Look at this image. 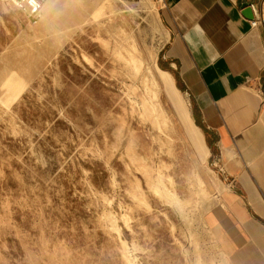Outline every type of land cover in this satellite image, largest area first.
I'll return each mask as SVG.
<instances>
[{
  "label": "rangeland",
  "instance_id": "rangeland-1",
  "mask_svg": "<svg viewBox=\"0 0 264 264\" xmlns=\"http://www.w3.org/2000/svg\"><path fill=\"white\" fill-rule=\"evenodd\" d=\"M91 1L106 25L124 22L133 34L143 58L138 76L125 73L101 46L98 34L114 42L105 26L91 20L79 28L88 0H0V75L6 78L1 85L0 77V108H10L0 113V241L12 264H23L25 255L29 264H264L250 257L240 263L204 220L225 171L216 137L163 57L169 30L161 0H153L158 22L146 2ZM260 18L264 29V2ZM30 20L39 33L24 35ZM146 74L156 77L170 147L155 139L164 133L151 120L130 110ZM123 110L125 135L118 139L112 114ZM129 129L153 166L162 157L180 196L193 193L191 173L205 181L209 194L195 196L193 211L202 222L155 194L136 170L151 207L128 191ZM253 232L264 242V234Z\"/></svg>",
  "mask_w": 264,
  "mask_h": 264
},
{
  "label": "crops",
  "instance_id": "crops-1",
  "mask_svg": "<svg viewBox=\"0 0 264 264\" xmlns=\"http://www.w3.org/2000/svg\"><path fill=\"white\" fill-rule=\"evenodd\" d=\"M161 2L163 57L216 137L225 171L204 220L240 263L264 260L253 232L264 234V29L252 23L264 0Z\"/></svg>",
  "mask_w": 264,
  "mask_h": 264
},
{
  "label": "bare ground",
  "instance_id": "bare-ground-1",
  "mask_svg": "<svg viewBox=\"0 0 264 264\" xmlns=\"http://www.w3.org/2000/svg\"><path fill=\"white\" fill-rule=\"evenodd\" d=\"M88 2L90 3L88 5L83 6L81 8V12L78 13L79 16L85 18V20H82V22L79 24V28H82V23L89 22L91 20L97 23L98 26H105V30L110 35V38L112 39L114 38L113 39L114 42L98 34L96 37L101 42V46H103L104 49H107V51L110 54H112V58H114L113 60L120 63L121 68L124 70L125 73L131 76H138L142 69L143 58H142L141 50L138 47L133 34L130 33L128 27L124 24V22L117 24L115 26L106 25L109 22L108 20H102V16H101L102 11L99 9L98 4L92 3L91 0H88ZM139 2H141L142 4L146 2L149 5L148 13L150 14V17L156 19L157 22L160 21L157 8L155 7L153 0H139ZM9 7H11V5ZM110 15L111 13H108L107 17H110ZM38 29L39 28H37L30 20L29 25L22 27L20 32H23L24 35H32L37 32L39 33ZM33 49L35 50V48ZM27 52H30L29 49ZM154 55L155 54L152 53L153 59L155 57ZM83 56L86 60L91 62V57L89 54L83 52ZM0 77H1V85H3V80L6 79L5 75L4 76L0 75ZM142 83H143L142 89L138 94V97H136L137 99H134L135 104L131 103L130 110L131 112L138 111L140 112L143 119L151 120L152 126L164 133L163 136H161L160 133L154 134L155 139L160 143L161 147H164V145H166V147H170L171 137L165 131L167 114L165 113V109L162 106L161 100L159 98V92H158L159 88L156 83V77L153 75L150 77L146 74L144 75ZM129 91L135 93L136 87L134 86L131 87ZM18 94L20 95V92ZM135 105L139 106V110L136 109ZM4 108L5 109L0 108V113L6 111L7 109L10 110L9 106H6ZM124 113H125L124 110L116 114L111 113L113 117L112 121L116 123V125L114 126V134L115 136H117L118 139L121 136L125 135L123 134V128L125 124ZM11 118L13 117L8 116V118L5 120L11 123L10 122ZM123 154L128 156L125 162L127 164L128 171L132 174L131 177H128V183H129L128 191L134 197L139 199V201L141 203H144L148 208L151 207V204L149 203L146 197L145 191L141 186L140 178L134 172V170H136L139 173H141V175L147 181L149 187H151L152 191L155 194L168 197L170 199V202L175 203L179 207V209L182 212H184V214L188 215L189 212H192V215L190 217L191 218L194 217L195 213H193V211L195 212V209H198L197 207L198 198H196L195 196L204 197V196H208L209 194V190L206 186L205 181L198 174L191 173L192 175H194V183L192 181V186L194 187V189L192 188L191 190L193 193L190 194V196H186V195L180 196L174 190L175 188L173 187L174 186L173 176L168 172H166L168 165L160 156L159 164L157 166H153L152 154L141 153V151L138 150L137 138L132 129H129L128 141L124 147ZM110 213L111 212H105L107 217L112 219L113 227L119 230V225L117 224L116 217ZM121 216L128 225L129 222L128 214L125 213ZM195 217L201 220V222L203 221L202 214L198 215L197 213ZM2 223L3 222L0 218V226L2 225ZM4 248H7L6 241L5 239H2V241H0V250H1L0 264H12L10 258L11 255H9V251L7 250L4 251L5 250ZM125 254L127 257H130L128 253H126V251ZM19 261H21L23 264H29L27 255L21 257Z\"/></svg>",
  "mask_w": 264,
  "mask_h": 264
},
{
  "label": "built area",
  "instance_id": "built-area-1",
  "mask_svg": "<svg viewBox=\"0 0 264 264\" xmlns=\"http://www.w3.org/2000/svg\"><path fill=\"white\" fill-rule=\"evenodd\" d=\"M260 16L259 17H257V18H254L253 20H252V23L254 24V25H256V24H258L259 22H260Z\"/></svg>",
  "mask_w": 264,
  "mask_h": 264
},
{
  "label": "water",
  "instance_id": "water-1",
  "mask_svg": "<svg viewBox=\"0 0 264 264\" xmlns=\"http://www.w3.org/2000/svg\"><path fill=\"white\" fill-rule=\"evenodd\" d=\"M246 8H247V10H246V11H249V12L251 11V12H252V9H251V7H249V6H248V7H246ZM251 16H253V15L251 14Z\"/></svg>",
  "mask_w": 264,
  "mask_h": 264
}]
</instances>
